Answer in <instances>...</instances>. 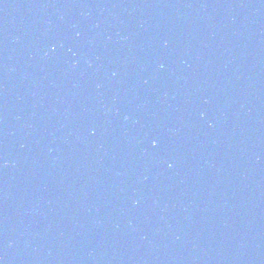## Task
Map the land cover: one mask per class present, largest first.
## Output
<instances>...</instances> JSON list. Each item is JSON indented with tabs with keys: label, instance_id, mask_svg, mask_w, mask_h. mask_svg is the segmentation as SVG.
I'll return each mask as SVG.
<instances>
[{
	"label": "water",
	"instance_id": "obj_1",
	"mask_svg": "<svg viewBox=\"0 0 264 264\" xmlns=\"http://www.w3.org/2000/svg\"><path fill=\"white\" fill-rule=\"evenodd\" d=\"M0 264H264V0H0Z\"/></svg>",
	"mask_w": 264,
	"mask_h": 264
},
{
	"label": "clouds",
	"instance_id": "obj_2",
	"mask_svg": "<svg viewBox=\"0 0 264 264\" xmlns=\"http://www.w3.org/2000/svg\"><path fill=\"white\" fill-rule=\"evenodd\" d=\"M153 143H155V141Z\"/></svg>",
	"mask_w": 264,
	"mask_h": 264
}]
</instances>
